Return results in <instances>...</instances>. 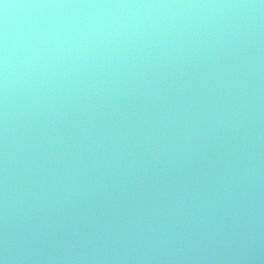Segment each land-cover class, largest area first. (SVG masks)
<instances>
[{"label": "water", "instance_id": "obj_1", "mask_svg": "<svg viewBox=\"0 0 264 264\" xmlns=\"http://www.w3.org/2000/svg\"><path fill=\"white\" fill-rule=\"evenodd\" d=\"M6 242L14 264H264L262 0H2Z\"/></svg>", "mask_w": 264, "mask_h": 264}, {"label": "clouds", "instance_id": "obj_2", "mask_svg": "<svg viewBox=\"0 0 264 264\" xmlns=\"http://www.w3.org/2000/svg\"><path fill=\"white\" fill-rule=\"evenodd\" d=\"M0 3H2V0H0ZM262 3H264V0H262ZM247 7H253L252 5H246ZM5 7H7V5H5ZM5 82H6V76H5ZM6 91V89H5ZM7 109L5 106V113H6ZM160 126V125H158ZM143 129L138 127L137 128V132H142ZM136 141L133 140V143H135ZM5 205H7V185H5ZM15 257L14 256H10L9 255V249H8V245L7 242L5 243V247H4V251L3 254H0V264H14L15 262Z\"/></svg>", "mask_w": 264, "mask_h": 264}]
</instances>
